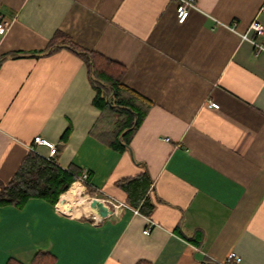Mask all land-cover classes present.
I'll return each instance as SVG.
<instances>
[{
    "label": "crops",
    "instance_id": "0c3cea01",
    "mask_svg": "<svg viewBox=\"0 0 264 264\" xmlns=\"http://www.w3.org/2000/svg\"><path fill=\"white\" fill-rule=\"evenodd\" d=\"M195 1L180 22L177 0H0V58L44 53L61 32L124 66L123 81L153 102L119 152L91 133L101 111L75 52L0 62V181L41 135L61 167L90 173L95 195L128 205L79 214L91 195L79 203L87 188L77 181L64 204L1 206L0 264H33L40 251L54 264H232V252L236 264H264V48L253 43L264 46V32L250 28L264 26V0ZM146 198L150 215L131 204Z\"/></svg>",
    "mask_w": 264,
    "mask_h": 264
},
{
    "label": "trees",
    "instance_id": "16d2710c",
    "mask_svg": "<svg viewBox=\"0 0 264 264\" xmlns=\"http://www.w3.org/2000/svg\"><path fill=\"white\" fill-rule=\"evenodd\" d=\"M60 47H68L84 60L88 67V75L92 87L95 90L93 104L101 111L98 120L92 127L91 133L100 141L109 145L114 150L124 152L131 148V141L143 123L153 102L146 99L140 93L129 87L124 81L125 68L116 61L91 50H86L74 44L66 34L57 32L49 43L46 52H52ZM44 52V53H46ZM42 52H11L0 58V62L8 57L20 56V54H44ZM71 129L68 128L62 140L68 141ZM83 171L70 165L61 167L54 159H47L36 151H29L21 161L12 178L4 183L0 181V207L12 205L23 208L32 198H40L55 205H60L67 193L75 194V182L79 181ZM90 173L85 186L90 195H95L96 190L89 181ZM132 181V180H131ZM123 180L120 186L128 193L131 182ZM79 186V185H78ZM73 188V189H72ZM143 194V193H142ZM62 196V197H61ZM149 200L146 198L143 204L131 203L138 207L143 214L150 215L151 210L145 211ZM145 213H144V212ZM187 240L199 243L196 236L186 237ZM33 264H54L55 258L48 252H38ZM8 264H21L10 259Z\"/></svg>",
    "mask_w": 264,
    "mask_h": 264
},
{
    "label": "built area",
    "instance_id": "2783aa9c",
    "mask_svg": "<svg viewBox=\"0 0 264 264\" xmlns=\"http://www.w3.org/2000/svg\"><path fill=\"white\" fill-rule=\"evenodd\" d=\"M178 1V5H177V16H178V20L180 22H184L188 15H189V11L191 8H196L197 5H196V1L195 0H177ZM261 12L264 13V3L261 7ZM1 18V17H0ZM9 28V23L6 21V20H0V34H4L6 33V31L8 30ZM250 28L254 31H256L257 33H263L264 32V26L258 21V20H254L252 22V24L250 25ZM243 37L244 38H249L247 34H243ZM253 43L258 47V48H261L263 49L264 46L261 45L260 43H258L256 40H253ZM210 105L212 107H215L217 108L219 105L218 103L216 102H211ZM40 145H43V146H46L49 148V157L47 159H54L56 157V154L58 153V148H57V145L53 142H51L49 139L41 136V135H37L34 137V140H33V144L31 146V149L32 150H35L38 146ZM88 178V172L85 170L83 171V174L80 178V182H82L83 185H85L86 183V180ZM91 200L93 197H97L99 198L100 200H102L106 205H108L110 208L111 206H113L114 208H118V207H121V206H127V204L125 203H118L117 201H115L114 199L110 198V199H103L97 195H93V196H89ZM134 213H138V209H133ZM150 230V227H147L145 230H144V233H148ZM229 260L230 261H233L232 264H236V262L239 260V256L237 255L236 252H232L230 253L229 255Z\"/></svg>",
    "mask_w": 264,
    "mask_h": 264
},
{
    "label": "water",
    "instance_id": "95a60500",
    "mask_svg": "<svg viewBox=\"0 0 264 264\" xmlns=\"http://www.w3.org/2000/svg\"><path fill=\"white\" fill-rule=\"evenodd\" d=\"M89 206L98 217L104 218L113 213V209L106 205L102 200L93 197L89 201Z\"/></svg>",
    "mask_w": 264,
    "mask_h": 264
},
{
    "label": "rangeland",
    "instance_id": "374dc122",
    "mask_svg": "<svg viewBox=\"0 0 264 264\" xmlns=\"http://www.w3.org/2000/svg\"><path fill=\"white\" fill-rule=\"evenodd\" d=\"M77 186H78V185H77ZM78 187H79V186H78ZM86 194H89V193H88V191L84 188V194H82L81 197L79 198V200H78L79 203H82V202H84V201L86 200V196H85ZM91 196H92V195H91ZM89 199H90V197L88 196V199H87L86 202L84 203V206L81 208V210H79V212H78L79 214H80L81 212H84L88 207H90V206H89V201H90ZM67 200H68V198H65V201H64V202L66 203ZM75 209H76V208H75Z\"/></svg>",
    "mask_w": 264,
    "mask_h": 264
},
{
    "label": "bare ground",
    "instance_id": "6f19581e",
    "mask_svg": "<svg viewBox=\"0 0 264 264\" xmlns=\"http://www.w3.org/2000/svg\"><path fill=\"white\" fill-rule=\"evenodd\" d=\"M73 196H74V194H68L67 193V195H66V197L65 198H68V202H69V199H73ZM74 199H78V196L77 195H75V198ZM65 199L62 201V203L64 204L65 202ZM67 202V201H66ZM64 206V205H63Z\"/></svg>",
    "mask_w": 264,
    "mask_h": 264
}]
</instances>
